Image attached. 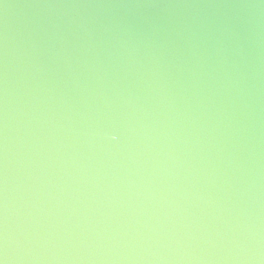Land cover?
I'll return each instance as SVG.
<instances>
[{"label":"water","instance_id":"95a60500","mask_svg":"<svg viewBox=\"0 0 264 264\" xmlns=\"http://www.w3.org/2000/svg\"><path fill=\"white\" fill-rule=\"evenodd\" d=\"M0 264H264V0H0Z\"/></svg>","mask_w":264,"mask_h":264},{"label":"clouds","instance_id":"9594fccd","mask_svg":"<svg viewBox=\"0 0 264 264\" xmlns=\"http://www.w3.org/2000/svg\"><path fill=\"white\" fill-rule=\"evenodd\" d=\"M9 234V222H8V199H7V185H5L4 205H3V224L2 233H0V240L3 241L5 246L7 245Z\"/></svg>","mask_w":264,"mask_h":264}]
</instances>
